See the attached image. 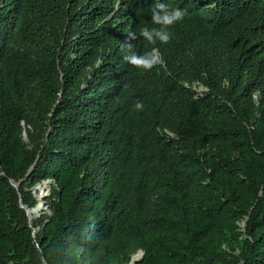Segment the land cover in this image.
I'll list each match as a JSON object with an SVG mask.
<instances>
[{
    "label": "trees",
    "instance_id": "16d2710c",
    "mask_svg": "<svg viewBox=\"0 0 264 264\" xmlns=\"http://www.w3.org/2000/svg\"><path fill=\"white\" fill-rule=\"evenodd\" d=\"M139 251L264 264V0H0V264Z\"/></svg>",
    "mask_w": 264,
    "mask_h": 264
},
{
    "label": "rangeland",
    "instance_id": "374dc122",
    "mask_svg": "<svg viewBox=\"0 0 264 264\" xmlns=\"http://www.w3.org/2000/svg\"><path fill=\"white\" fill-rule=\"evenodd\" d=\"M155 55L158 59L161 60V56L158 52H155ZM190 88H192L193 91H195V93L198 95V96H202L206 93L209 92V88L204 86L203 84L201 83H194L192 85H188ZM24 128V133H23V140L24 142L29 145L30 141H29V135L27 133L28 130H31V128L27 127L26 125L23 126ZM52 184L53 182L51 181H43L42 183H39L37 184L36 186H34L33 188H31L29 190V192L36 198L37 200V207H41L42 211L40 212V214L35 217L33 220L30 219L29 215H28V210L32 209V208H29L27 206H25L21 201V208L24 209L26 211V214L28 216V219H29V225L30 227L32 228L33 227V224L41 219L42 216L46 217V216H50V212L47 210V207L45 205V202L44 200L50 196L51 194V187H52ZM13 186L17 189L19 188V184L17 183H13ZM246 225H247V220L246 221H243L241 224H240V227H241V230L244 232L245 229H246ZM39 232V229H35L33 234L34 236L36 237V234ZM140 251L137 252L136 254L133 255V258H139L138 256L140 255ZM141 258V257H140ZM131 260V262H132Z\"/></svg>",
    "mask_w": 264,
    "mask_h": 264
},
{
    "label": "bare ground",
    "instance_id": "6f19581e",
    "mask_svg": "<svg viewBox=\"0 0 264 264\" xmlns=\"http://www.w3.org/2000/svg\"><path fill=\"white\" fill-rule=\"evenodd\" d=\"M41 211H42L41 207L30 209L28 210V215L30 219L33 220L35 217H37L40 214Z\"/></svg>",
    "mask_w": 264,
    "mask_h": 264
},
{
    "label": "water",
    "instance_id": "95a60500",
    "mask_svg": "<svg viewBox=\"0 0 264 264\" xmlns=\"http://www.w3.org/2000/svg\"><path fill=\"white\" fill-rule=\"evenodd\" d=\"M138 257L139 258H134L130 264H137L140 261V259L144 257V253L141 251V253H140V255Z\"/></svg>",
    "mask_w": 264,
    "mask_h": 264
}]
</instances>
